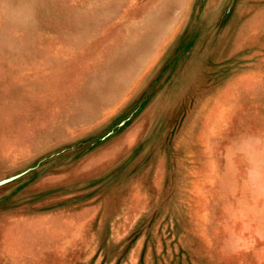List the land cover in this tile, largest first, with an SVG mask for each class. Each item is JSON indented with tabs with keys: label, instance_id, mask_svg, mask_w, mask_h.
I'll return each instance as SVG.
<instances>
[{
	"label": "rangeland",
	"instance_id": "rangeland-1",
	"mask_svg": "<svg viewBox=\"0 0 264 264\" xmlns=\"http://www.w3.org/2000/svg\"><path fill=\"white\" fill-rule=\"evenodd\" d=\"M0 264H264V0H0Z\"/></svg>",
	"mask_w": 264,
	"mask_h": 264
}]
</instances>
